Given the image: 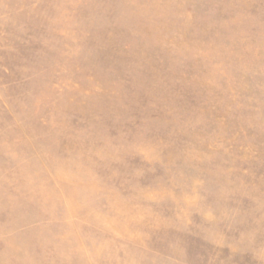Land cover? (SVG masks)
Returning a JSON list of instances; mask_svg holds the SVG:
<instances>
[{
	"label": "rangeland",
	"instance_id": "rangeland-1",
	"mask_svg": "<svg viewBox=\"0 0 264 264\" xmlns=\"http://www.w3.org/2000/svg\"><path fill=\"white\" fill-rule=\"evenodd\" d=\"M0 264H264V0H0Z\"/></svg>",
	"mask_w": 264,
	"mask_h": 264
}]
</instances>
